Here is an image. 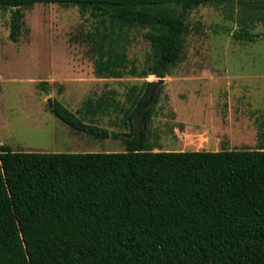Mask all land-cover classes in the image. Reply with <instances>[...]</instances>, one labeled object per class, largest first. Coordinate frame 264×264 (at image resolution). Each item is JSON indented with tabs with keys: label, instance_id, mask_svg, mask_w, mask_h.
Returning <instances> with one entry per match:
<instances>
[{
	"label": "trees",
	"instance_id": "obj_1",
	"mask_svg": "<svg viewBox=\"0 0 264 264\" xmlns=\"http://www.w3.org/2000/svg\"><path fill=\"white\" fill-rule=\"evenodd\" d=\"M231 2L264 23V0H0V9L12 10L13 42L22 35L23 9L36 4L76 6L113 26L148 29L152 60L146 70L138 74L120 36L105 34L94 47L95 75L164 79L182 61L189 14ZM235 37L256 41L247 30ZM155 85L129 97L131 132L124 134L81 117L105 109L104 96L88 99L77 113L48 100L49 110L72 130L123 140L126 152L1 147L0 264H264V145L155 152L148 147ZM40 87L48 91L47 82Z\"/></svg>",
	"mask_w": 264,
	"mask_h": 264
},
{
	"label": "rangeland",
	"instance_id": "obj_2",
	"mask_svg": "<svg viewBox=\"0 0 264 264\" xmlns=\"http://www.w3.org/2000/svg\"><path fill=\"white\" fill-rule=\"evenodd\" d=\"M23 13L22 35L13 42L12 10L0 9V152L2 146L15 152H126L123 140H102L72 130L49 110L48 100L77 113L88 99L98 102L104 96L105 109L81 117L110 133L124 134L130 131L128 116L133 109L129 97L134 90L133 99L141 97L150 82L156 84L152 91L160 93L149 133L148 147L155 152H217L264 145V23L251 20L245 6L231 2L192 11L182 61L164 83L156 76L95 75L94 47L105 34L120 36L121 49L138 74L146 70L152 60L148 29L113 26L109 19L76 6L36 4ZM245 30L256 37L255 42L235 37ZM43 82L48 91L40 87ZM168 97L196 122L184 126L172 121ZM207 130L221 134L210 137ZM177 131L189 136L175 135Z\"/></svg>",
	"mask_w": 264,
	"mask_h": 264
},
{
	"label": "crops",
	"instance_id": "obj_3",
	"mask_svg": "<svg viewBox=\"0 0 264 264\" xmlns=\"http://www.w3.org/2000/svg\"><path fill=\"white\" fill-rule=\"evenodd\" d=\"M159 99H160L159 98V94L157 92L156 96L151 97L150 100H149L150 101V106H154V115H155V105H157L159 103ZM156 101H157V104H155ZM181 101L186 103L185 100H181ZM184 105H186V104H184ZM167 107H170L172 112L174 113L175 118L172 121L181 123L184 126H186V125L188 126L189 124H192V123L196 122V120H194V119L186 118V114L184 112L185 110L182 109V107L180 105L179 106L176 105L173 102V99L171 97H168V106ZM193 118H195V117H193ZM152 120H153V118H152ZM207 131H208V134L210 135V137L211 136L212 137H219V135L221 134V132H218L216 130H207ZM130 132H131V130L129 132H127V133H130ZM175 135H180V136H185L186 137V136H189V133L187 131H184L182 133L177 131ZM197 135H202V134L200 132H198Z\"/></svg>",
	"mask_w": 264,
	"mask_h": 264
},
{
	"label": "water",
	"instance_id": "obj_4",
	"mask_svg": "<svg viewBox=\"0 0 264 264\" xmlns=\"http://www.w3.org/2000/svg\"><path fill=\"white\" fill-rule=\"evenodd\" d=\"M164 81H165L164 79H160V82H161V83H164ZM156 94H157V93H156V90H153V91L151 92V95H152V96H156Z\"/></svg>",
	"mask_w": 264,
	"mask_h": 264
}]
</instances>
